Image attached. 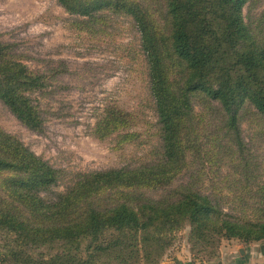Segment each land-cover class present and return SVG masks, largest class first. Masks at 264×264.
I'll return each mask as SVG.
<instances>
[{
    "label": "trees",
    "instance_id": "obj_1",
    "mask_svg": "<svg viewBox=\"0 0 264 264\" xmlns=\"http://www.w3.org/2000/svg\"><path fill=\"white\" fill-rule=\"evenodd\" d=\"M58 1L82 16L121 10L136 22L161 159L80 173L55 191L60 170L0 127V264H157L184 224L191 240L204 246L221 237L264 240V206L251 216L236 215L187 184L157 198L143 192L165 188L189 170L187 153L198 152L201 123L193 99L217 110L219 123L210 137L217 155L240 151L245 106L264 121V45L242 15L247 0H164L167 39L129 0ZM6 48L0 45V101L23 125L40 131L43 116L31 94L44 87V77ZM56 244L61 248L44 258L41 248Z\"/></svg>",
    "mask_w": 264,
    "mask_h": 264
},
{
    "label": "rangeland",
    "instance_id": "obj_2",
    "mask_svg": "<svg viewBox=\"0 0 264 264\" xmlns=\"http://www.w3.org/2000/svg\"><path fill=\"white\" fill-rule=\"evenodd\" d=\"M129 2L167 39L164 0ZM242 15L264 45V0H247ZM0 45L44 77V87L31 94L43 116L40 131L23 125L1 101L0 127L60 170L55 191H63L80 173L159 162L161 140L148 65L131 15L104 9L82 16L58 0H0ZM166 64L172 72L171 60ZM193 102L201 123L198 152L192 157L187 153L189 170L165 188L143 192L157 198L187 184L217 198L224 211L249 215L264 206V121L245 106L240 151L217 155L210 138L219 123L217 110L197 98ZM59 248L47 245L40 252L50 257ZM234 257L264 264V240L244 243L221 237L204 246L191 240L190 227L184 224L157 264H229Z\"/></svg>",
    "mask_w": 264,
    "mask_h": 264
},
{
    "label": "crops",
    "instance_id": "obj_3",
    "mask_svg": "<svg viewBox=\"0 0 264 264\" xmlns=\"http://www.w3.org/2000/svg\"><path fill=\"white\" fill-rule=\"evenodd\" d=\"M233 259H235V257L234 258H231L229 264H246L247 263V257L243 258L242 260L241 259H238V258L235 259V260H233ZM218 263H220V261Z\"/></svg>",
    "mask_w": 264,
    "mask_h": 264
}]
</instances>
